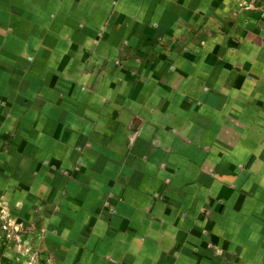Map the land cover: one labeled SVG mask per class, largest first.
Instances as JSON below:
<instances>
[{"label":"crops","instance_id":"crops-1","mask_svg":"<svg viewBox=\"0 0 264 264\" xmlns=\"http://www.w3.org/2000/svg\"><path fill=\"white\" fill-rule=\"evenodd\" d=\"M0 264H264V0H0Z\"/></svg>","mask_w":264,"mask_h":264},{"label":"built area","instance_id":"built-area-1","mask_svg":"<svg viewBox=\"0 0 264 264\" xmlns=\"http://www.w3.org/2000/svg\"><path fill=\"white\" fill-rule=\"evenodd\" d=\"M12 232H17V231H15V229H13Z\"/></svg>","mask_w":264,"mask_h":264}]
</instances>
